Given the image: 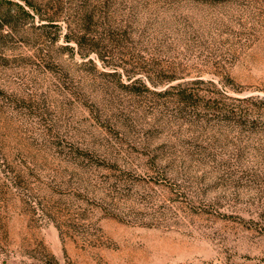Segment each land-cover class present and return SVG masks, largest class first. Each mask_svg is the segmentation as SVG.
<instances>
[{"label": "rangeland", "instance_id": "rangeland-1", "mask_svg": "<svg viewBox=\"0 0 264 264\" xmlns=\"http://www.w3.org/2000/svg\"><path fill=\"white\" fill-rule=\"evenodd\" d=\"M0 9V264H264V0Z\"/></svg>", "mask_w": 264, "mask_h": 264}, {"label": "trees", "instance_id": "trees-1", "mask_svg": "<svg viewBox=\"0 0 264 264\" xmlns=\"http://www.w3.org/2000/svg\"><path fill=\"white\" fill-rule=\"evenodd\" d=\"M8 5H11V2H7ZM17 7L19 8L20 11H25V8L21 5H17ZM26 12V11H25ZM11 18V13L10 11H8L7 13H3L2 9H0V32L3 31L5 29V27L7 26V24H11L10 21ZM54 20H49V22H53ZM71 40V39H68ZM180 88V86L178 87V89ZM179 96L181 97V103L187 102L188 100H193V95L189 94L185 91V90H180V94Z\"/></svg>", "mask_w": 264, "mask_h": 264}]
</instances>
